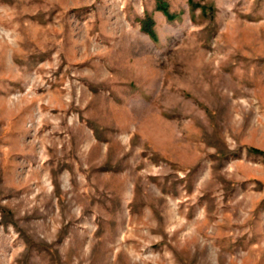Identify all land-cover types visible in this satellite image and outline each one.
<instances>
[{"label": "rangeland", "instance_id": "obj_1", "mask_svg": "<svg viewBox=\"0 0 264 264\" xmlns=\"http://www.w3.org/2000/svg\"><path fill=\"white\" fill-rule=\"evenodd\" d=\"M0 264H264V0H0Z\"/></svg>", "mask_w": 264, "mask_h": 264}, {"label": "trees", "instance_id": "obj_2", "mask_svg": "<svg viewBox=\"0 0 264 264\" xmlns=\"http://www.w3.org/2000/svg\"><path fill=\"white\" fill-rule=\"evenodd\" d=\"M164 9V11L169 15V18H171L172 16H171V14L168 12V10L166 9V8H163Z\"/></svg>", "mask_w": 264, "mask_h": 264}]
</instances>
